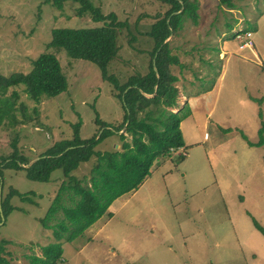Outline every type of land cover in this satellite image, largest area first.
<instances>
[{
    "label": "rangeland",
    "instance_id": "rangeland-1",
    "mask_svg": "<svg viewBox=\"0 0 264 264\" xmlns=\"http://www.w3.org/2000/svg\"><path fill=\"white\" fill-rule=\"evenodd\" d=\"M88 1L123 23L108 74L118 84L145 74L154 41L144 33L169 5L161 0ZM232 2L234 9L201 0L198 24L187 19L168 38L183 64L170 67L179 79L178 108L200 105L196 114L201 118H187L182 125L184 147L157 160L137 190L114 200L108 208L111 217L103 215L73 241H63L61 264H264V236L252 222L264 227V146L250 147L241 136L257 141L264 122V0ZM78 7L73 0L62 8L52 0H0V72L26 73L39 54L50 52L68 81L65 91L38 104L22 86L15 88L26 104L25 114L17 111L25 122L0 126V161L32 162L61 140L73 139L75 124L78 137L89 139L103 132L102 124L113 129L122 123L124 106L101 69L69 57L64 49L47 47L54 28L102 25L88 11L78 15ZM239 30L252 33V50L239 48L242 41L234 38ZM121 143L113 134L95 148L117 149ZM94 161L81 163L72 174L89 183ZM64 178L61 169L52 171L49 181L2 169L0 197L15 189L25 198L11 197L9 205L16 209L5 216L0 206V239L8 241L9 264H28L25 254L41 255V247L54 241L52 230L39 220Z\"/></svg>",
    "mask_w": 264,
    "mask_h": 264
},
{
    "label": "trees",
    "instance_id": "trees-1",
    "mask_svg": "<svg viewBox=\"0 0 264 264\" xmlns=\"http://www.w3.org/2000/svg\"><path fill=\"white\" fill-rule=\"evenodd\" d=\"M66 1L69 0H52L57 8H62ZM73 1L79 3L78 15L88 11L102 25L92 28H54L47 47L64 49L73 59L96 64L103 78L113 84L115 96L122 102L125 114L121 124L113 129L102 124L99 127L104 128L103 132L89 139L78 137L79 124H75L73 139L61 140L31 164L29 159L24 158L4 157L0 161V179L4 168L24 170L29 179L37 181H49L55 169H61L65 176L46 215L39 220L43 228L52 230L54 241L41 247V255L25 254L28 264H61L63 241H73L103 215L111 217L108 208L114 200L137 190L149 177L157 160L184 147L180 122L187 116L188 110L185 107L172 110L179 106V89L175 85L179 79L170 70L171 65L182 67L183 64L171 52L167 39L170 35H176L187 19L193 25L198 24L199 1L161 0L169 7L163 14L156 16V21L144 33L154 41L148 53L147 72L133 76L123 84H118L116 78L107 72V64L119 50L117 30L123 23L118 21L115 13L104 14L88 0ZM218 1L228 9L235 8L232 0ZM19 86L23 87L29 99L38 104L43 97H53L65 91L68 81L59 59L50 52L39 54L26 73L12 72L5 75L0 72V126H17L25 122L17 116V111L25 114L26 110V104L20 101V93L15 89ZM35 111L36 107L33 106L32 112ZM257 133L256 142L249 141L243 132L241 136L249 146H264L263 121ZM113 134L122 141L120 148L104 151L95 148L105 137ZM127 136H130L129 140ZM16 141L15 137L11 142L13 149L16 148ZM93 158L95 161L89 170V183L72 174L81 163ZM15 194L25 200L23 194L15 189H11L7 196L0 197L4 216L16 209L9 205V200ZM252 222L264 236V227L254 218ZM7 243V240L0 239V264H9L5 249Z\"/></svg>",
    "mask_w": 264,
    "mask_h": 264
},
{
    "label": "crops",
    "instance_id": "crops-1",
    "mask_svg": "<svg viewBox=\"0 0 264 264\" xmlns=\"http://www.w3.org/2000/svg\"><path fill=\"white\" fill-rule=\"evenodd\" d=\"M199 1V6H200V4L202 5V3H201V0H198ZM198 13H199V9H198ZM172 35H170V37H171ZM168 41V40H167ZM217 53H219L220 54V50H218V48H217ZM223 52H221V54H222ZM220 60V59H219ZM185 93V91L184 90H182V92H181V95L184 97V94ZM185 98V100H186V102H188V99H189V97H188V95L186 94V97H184ZM180 108V107H179ZM179 108H177L175 111H177ZM199 108H200V105H198L197 104V102H195L194 103V105L191 107V108H189L188 109V114H187V116L185 117V118H183L182 120H181V122H180V129H181V132H182V136H183V140H184V134H183V131H182V125H183V123H184V121L185 120H187V118H195V119H198V118H201L200 116H197V114L196 113H199ZM174 111V110H173ZM204 117V116H203ZM207 117V116H206ZM208 121H209V119H206L205 121H204V123L205 124H207L208 123ZM191 125V124H190ZM187 126V125H186ZM187 127H189V126H187ZM184 133H185V136L187 135V132L184 130ZM256 142V141H255ZM251 147V146H250ZM180 154L182 155V156H185V152L184 151H182V152H180Z\"/></svg>",
    "mask_w": 264,
    "mask_h": 264
},
{
    "label": "built area",
    "instance_id": "built-area-1",
    "mask_svg": "<svg viewBox=\"0 0 264 264\" xmlns=\"http://www.w3.org/2000/svg\"><path fill=\"white\" fill-rule=\"evenodd\" d=\"M251 37L252 33L250 31L239 30L235 32V39L242 41L239 45L240 49H252L254 43Z\"/></svg>",
    "mask_w": 264,
    "mask_h": 264
},
{
    "label": "water",
    "instance_id": "water-1",
    "mask_svg": "<svg viewBox=\"0 0 264 264\" xmlns=\"http://www.w3.org/2000/svg\"><path fill=\"white\" fill-rule=\"evenodd\" d=\"M170 37V36H169ZM168 40V39H167ZM155 69V68H154ZM146 96H148V95H146ZM149 96H152V95H149ZM35 160H37V159H35ZM35 160H33L32 162H34ZM32 162H30L29 164H31ZM0 211H1V208H0ZM1 216H2V213H1ZM2 220H3V217H1V220H0V225H2Z\"/></svg>",
    "mask_w": 264,
    "mask_h": 264
},
{
    "label": "clouds",
    "instance_id": "clouds-1",
    "mask_svg": "<svg viewBox=\"0 0 264 264\" xmlns=\"http://www.w3.org/2000/svg\"><path fill=\"white\" fill-rule=\"evenodd\" d=\"M244 31V30H243ZM234 38H235V33H234ZM250 50H252V49H250Z\"/></svg>",
    "mask_w": 264,
    "mask_h": 264
}]
</instances>
